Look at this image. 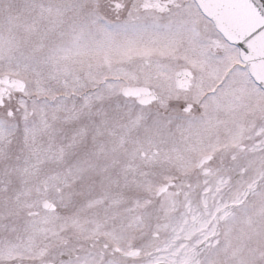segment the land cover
I'll return each mask as SVG.
<instances>
[{"label":"snow or ice","instance_id":"6c2138e0","mask_svg":"<svg viewBox=\"0 0 264 264\" xmlns=\"http://www.w3.org/2000/svg\"><path fill=\"white\" fill-rule=\"evenodd\" d=\"M0 264H264V0H0Z\"/></svg>","mask_w":264,"mask_h":264}]
</instances>
